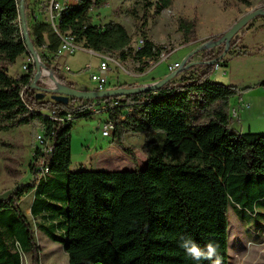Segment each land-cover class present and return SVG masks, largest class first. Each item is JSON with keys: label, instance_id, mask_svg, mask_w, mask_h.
Listing matches in <instances>:
<instances>
[{"label": "trees", "instance_id": "16d2710c", "mask_svg": "<svg viewBox=\"0 0 264 264\" xmlns=\"http://www.w3.org/2000/svg\"><path fill=\"white\" fill-rule=\"evenodd\" d=\"M105 1L80 0L62 13L58 30L70 31L89 49L127 57L132 39L126 27L119 22L99 27L89 19L92 6ZM172 4L173 0H144L147 12ZM35 17L29 34L34 47L43 51L42 61L61 83L76 88L52 67L59 34L51 23ZM179 28L185 44L197 40L195 20L181 17ZM221 36L205 39L178 75L158 89L63 103L38 97L30 82L36 75L33 68L17 77L9 73L20 56L30 53L19 24L18 0H0V130L37 122L54 141L49 171L40 174L37 147L30 162L33 179L0 199V264H23L26 253L39 264L35 227L63 245L69 264H196L178 246L184 234H191L201 248L217 242L219 264H229V208L255 215L264 200V133L231 128L229 103L239 90L212 78L217 64H229L226 57L219 58L226 44L206 47ZM142 38L144 46L132 56L139 61L156 59L162 47L145 32ZM240 38L229 44L227 53ZM244 53L247 50L236 54ZM94 106L109 112L115 140L136 165V156L123 144L124 133L162 135L161 140L149 141L145 168L71 169L74 121L62 117L72 112L75 119L89 118ZM32 192L29 217L21 201Z\"/></svg>", "mask_w": 264, "mask_h": 264}, {"label": "rangeland", "instance_id": "374dc122", "mask_svg": "<svg viewBox=\"0 0 264 264\" xmlns=\"http://www.w3.org/2000/svg\"><path fill=\"white\" fill-rule=\"evenodd\" d=\"M28 1L18 0L19 24L22 29L26 24L30 31L35 15L38 20H48L49 0H39L42 7L33 15ZM249 1L250 5L242 0H173L171 7L159 12L153 8L147 12L144 0H106L94 7L89 13V19L93 24L99 27L109 22L123 24L131 36L133 47L145 32L148 38L163 48L167 57L165 61L159 58L156 60L157 65L152 67L151 64L133 57V53L122 58L115 52L114 55L121 66L112 64V69L108 73V86L105 89H112L114 85L123 83L136 86L144 85L146 82L151 84L156 78L166 77L169 73V63L182 62L205 39L221 36L247 12L264 7V0ZM181 17L196 21L197 40L184 43L183 33L179 28ZM145 21L147 24L144 27ZM237 37L241 38L236 47L224 56L229 60L228 66H221L219 69L215 67L212 78L219 83L234 85L239 90L238 94L231 97L229 103L230 114L235 107L239 111L238 117L231 115V128L238 133L248 131L264 133V17L253 19L234 37V40ZM79 45L80 49L73 54L52 58V67L59 68L76 88L92 90L96 87V82L91 76L93 73H99L101 52L92 53L90 49L83 48V42ZM237 50H247V53L237 55ZM36 51L43 69L45 65L41 58L43 51L37 48ZM30 56L32 55L20 56L10 66L9 73L14 77L24 75L26 72L22 65ZM31 61L32 69L37 64L34 58ZM88 64H91L92 68H88ZM52 75L54 78L49 76V73H43L38 81L44 83V87L47 88H56L58 83L63 84L54 72ZM52 95V92H46L43 98L52 100ZM78 103L76 102V105ZM247 104L249 107H245ZM109 117V112L105 111L91 114L89 118L74 120L71 137L72 169L81 167L82 164L91 168L90 163L97 161L103 162L98 167L105 170H132L136 166L145 168L149 141L152 138L161 140L162 135L159 132L124 133L123 144L136 156V165L133 156L119 147L113 134L103 136L102 127ZM43 132V127L37 122L10 130H0V199L7 198L18 187L33 179L30 162L39 145L37 136ZM113 156L115 160L110 162L112 165H106L104 159H108L105 161L108 162ZM32 199L33 192L27 194L21 201L29 217ZM256 212L252 215L247 210L229 208V264H264V200L259 202ZM35 232L40 248L39 264H69L68 254L61 243L53 241L38 227H35ZM22 259L23 264H35L28 253L23 254Z\"/></svg>", "mask_w": 264, "mask_h": 264}, {"label": "built area", "instance_id": "2783aa9c", "mask_svg": "<svg viewBox=\"0 0 264 264\" xmlns=\"http://www.w3.org/2000/svg\"><path fill=\"white\" fill-rule=\"evenodd\" d=\"M79 3H80V0H49L48 11H47V19H48L47 21L51 23V25L53 26V28L56 30V32L59 34L61 38V43H60V46L56 54L57 56L63 55V54L75 53L78 49H80V45H79L80 42H83V48L85 49L87 48L84 44V40L79 42L77 37L73 35L70 31L62 33L58 30V24L61 20L62 13L67 11L69 7L73 5H78ZM97 6L99 5L94 4L89 12H91L94 9V7H97ZM22 36L25 40L23 29H22ZM144 44H145V40L144 38L141 37L135 47L131 46L130 48H126V51L128 52L131 51L130 53L135 54L137 50H139L140 48L144 46ZM90 51L92 53L97 52L93 49H90ZM100 56H101V61L99 63V73L98 74L93 73L91 76L92 80L96 82V87L94 88L96 90H104L106 86H108V82H109L108 73L112 69V64L121 66L119 64L118 59L115 57L114 53L112 52H101ZM32 58L33 57L30 56L28 61L23 63L22 65V68L26 73L30 71ZM159 58L161 61H165L167 58L163 48L161 49L160 54L156 59L144 58L143 62L151 64L152 67H154L157 65L156 60H159ZM180 67H181L180 61L169 63L168 71L169 73H172L176 71L177 69H179ZM88 68H92V65L88 64ZM219 68H220V65L217 64L216 69H219ZM33 70H36V65L33 67ZM34 77L35 76L31 77L30 82L34 81ZM245 107H249V104L245 105ZM104 108L105 107L94 106L93 112L102 113L104 112ZM50 114L52 115L53 113H50ZM231 115L233 117L239 116V111L236 107L233 108V110L231 111ZM75 116L76 115L73 114L72 112H67V114L64 117H62V120L66 122H71L75 120ZM113 130H114V124L108 118L107 121L104 122L103 124L102 134L103 136L108 137L111 134H113ZM37 139L39 142V145L37 147L39 148V151H40L39 161H38L39 171L41 175H45L49 171L48 160L54 148V141H53V138L50 135H46L45 132H43V134H38ZM16 246L20 250L19 242H16Z\"/></svg>", "mask_w": 264, "mask_h": 264}, {"label": "water", "instance_id": "95a60500", "mask_svg": "<svg viewBox=\"0 0 264 264\" xmlns=\"http://www.w3.org/2000/svg\"><path fill=\"white\" fill-rule=\"evenodd\" d=\"M21 12V10H20ZM264 16V7L253 9L252 11L247 12L245 15H243L239 20H237L226 32L222 34V36L215 40V41H209L206 43V47L208 49L214 48L216 46H220L222 44H226V48L222 55L219 58H223L229 49V44L234 40V37L241 32L246 26L256 17ZM24 31V37L26 40V44L28 47V52L33 56L37 71L36 75L34 77V81L32 83V87L36 90H42L38 91V97L43 98L46 95V92H52V100L54 101H61L63 103H68L70 99L72 98H79V99H96L100 97H111V96H124L126 94H132L137 93L141 91L146 90H154L160 88L163 84L167 83L171 79H173L176 75H178L179 71L182 69L184 64L187 63L188 59L194 55V53L197 51V48L193 50L187 57L183 59L181 62V67L177 69L176 71L172 73H168L166 77H164L161 80L155 81L151 84H144V85H137L133 87H113L112 89H104V90H82L78 88L70 87L66 84H60L58 83V86L56 88L52 87H41L37 84L40 76L43 73H51V70L46 69V66L44 68H41L42 62L40 59V56L38 55L36 48L33 45L32 39L30 37L27 25L25 24L23 27ZM216 61V60H215Z\"/></svg>", "mask_w": 264, "mask_h": 264}, {"label": "clouds", "instance_id": "9594fccd", "mask_svg": "<svg viewBox=\"0 0 264 264\" xmlns=\"http://www.w3.org/2000/svg\"><path fill=\"white\" fill-rule=\"evenodd\" d=\"M178 246L183 249L185 254L191 257L196 264H203L204 261H212L213 264H219V244L217 242L209 241L201 248L191 234H184L180 236Z\"/></svg>", "mask_w": 264, "mask_h": 264}, {"label": "crops", "instance_id": "0c3cea01", "mask_svg": "<svg viewBox=\"0 0 264 264\" xmlns=\"http://www.w3.org/2000/svg\"><path fill=\"white\" fill-rule=\"evenodd\" d=\"M44 1V0H43ZM42 1V2H43ZM28 3H29V6L32 8L31 9V11H32V15L34 14V13H36L37 12V10L38 9H40L41 7H42V5L40 4V1L39 0H29L28 1ZM161 78H163V77H161ZM161 78H156L155 79V81H158L159 79H161ZM152 81H154V80H152ZM147 83H150V82H146L145 84H147ZM140 85V84H139ZM83 89H88V88H86V87H82ZM81 89V88H80ZM243 95V94H242ZM71 148H72V146H71ZM112 151H114V148L112 149ZM114 158V156L113 157H110V161H108V162H105V161H107L108 159H104V163H106V165H112V164H110V162H112L113 160H115V159H113ZM116 161H114V163H115ZM103 163V162H102ZM100 161H97V162H95V163H90V167L91 168H89V166H86V165H84V164H82V166L81 167H77L76 169H72V167H71V169L72 170H79L80 168L81 169H92V170H105V169H101L100 167H98L100 164H102ZM113 163V164H114ZM72 165V164H71ZM33 200V199H32ZM30 209V208H29Z\"/></svg>", "mask_w": 264, "mask_h": 264}, {"label": "bare ground", "instance_id": "6f19581e", "mask_svg": "<svg viewBox=\"0 0 264 264\" xmlns=\"http://www.w3.org/2000/svg\"><path fill=\"white\" fill-rule=\"evenodd\" d=\"M49 76H51L52 78H54L52 74H49Z\"/></svg>", "mask_w": 264, "mask_h": 264}]
</instances>
